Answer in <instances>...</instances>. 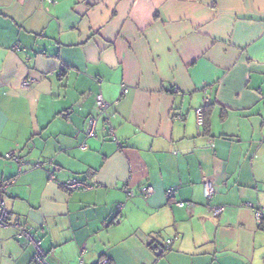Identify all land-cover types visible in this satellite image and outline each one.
<instances>
[{"label": "crops", "instance_id": "0c3cea01", "mask_svg": "<svg viewBox=\"0 0 264 264\" xmlns=\"http://www.w3.org/2000/svg\"><path fill=\"white\" fill-rule=\"evenodd\" d=\"M15 177L8 209L50 264H264V0H0V181ZM34 253L0 229V264Z\"/></svg>", "mask_w": 264, "mask_h": 264}, {"label": "built area", "instance_id": "2783aa9c", "mask_svg": "<svg viewBox=\"0 0 264 264\" xmlns=\"http://www.w3.org/2000/svg\"><path fill=\"white\" fill-rule=\"evenodd\" d=\"M49 3H51L53 0H47ZM30 86V81L26 80L23 82V87L24 88H29ZM97 108L100 112L101 115H105L107 113V108H108V104L102 99L101 96H98L97 98ZM107 115V114H106ZM196 118H197V124L199 126H203L205 124V115L203 112L202 108H199L196 110ZM106 122L108 125H110V118L107 117L105 118ZM96 124H97V120L95 118H90L87 121V130H86V134L87 137H94L96 135L95 130H96ZM113 135V140L116 141V138L114 137V133ZM18 153L19 150L18 149H14L12 151H10L9 153H7L5 155V157L7 159H16L19 161L18 158ZM41 167L40 164L37 165V168ZM52 178H54V175H52ZM17 182V178H12L8 181H0V229H6V228H11V227H15L17 229V233H18V237L20 239H24L27 243H30L33 245V247L35 248V253L33 256V264H50L47 261V255L44 252L42 246H41V242L37 239H35L32 235L31 232H29L23 225H21L19 222L15 221L14 219V215L9 211L8 206H7V199L10 197L11 195V187L13 185H15ZM205 185V191H206V197L208 199H210L215 193H216V188L215 186L210 182V181H206L204 183ZM64 188L68 191V192H74V191H78V190H86L88 188H90V185H88L87 183L83 182V181H79V180H72L69 181L68 183H66L64 185ZM153 192V189L150 187H145L143 189H141L140 193L141 195L148 197L149 195H151ZM175 190L172 188L168 191V196L172 197V195L174 194ZM127 194L129 196H133L132 192L127 191ZM188 205H191L190 203L185 204V203H177V206H179L180 208H184ZM224 211L223 207H217L214 208L212 210L213 215L215 217L220 216ZM255 217L256 220L259 224V226L264 229V210L263 209H255ZM173 240H168L166 243V247L167 249H170L171 245L173 244ZM102 264H107L106 261H104Z\"/></svg>", "mask_w": 264, "mask_h": 264}, {"label": "water", "instance_id": "95a60500", "mask_svg": "<svg viewBox=\"0 0 264 264\" xmlns=\"http://www.w3.org/2000/svg\"><path fill=\"white\" fill-rule=\"evenodd\" d=\"M153 249H154L155 251H157V254H158V255H162L163 252H164V250H163L162 248H160L159 246H155V247H153Z\"/></svg>", "mask_w": 264, "mask_h": 264}, {"label": "trees", "instance_id": "16d2710c", "mask_svg": "<svg viewBox=\"0 0 264 264\" xmlns=\"http://www.w3.org/2000/svg\"><path fill=\"white\" fill-rule=\"evenodd\" d=\"M203 112H204V115H205V118H206V110H207V107H203Z\"/></svg>", "mask_w": 264, "mask_h": 264}]
</instances>
